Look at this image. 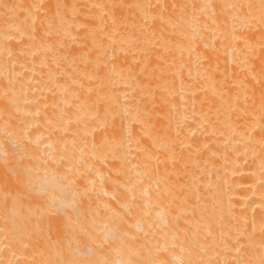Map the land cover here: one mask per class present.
I'll return each mask as SVG.
<instances>
[{"label": "bare ground", "instance_id": "6f19581e", "mask_svg": "<svg viewBox=\"0 0 264 264\" xmlns=\"http://www.w3.org/2000/svg\"><path fill=\"white\" fill-rule=\"evenodd\" d=\"M0 264H264V0H0Z\"/></svg>", "mask_w": 264, "mask_h": 264}, {"label": "rangeland", "instance_id": "374dc122", "mask_svg": "<svg viewBox=\"0 0 264 264\" xmlns=\"http://www.w3.org/2000/svg\"><path fill=\"white\" fill-rule=\"evenodd\" d=\"M35 146H36V145H34V148H37L38 145H37L36 147H35ZM38 148H39V147H38ZM38 148H37V149H38ZM41 149H42V150H41ZM41 149H39V150H40V151H43V148H41ZM35 150H36V149H35ZM39 150H38V151H35V154H36V152H38V153L36 154L37 156H38V154H39V155L42 154L41 156L43 157V159H46L45 156H43L44 154H43L42 152L39 153ZM23 151H24V150H23ZM19 152H20V153H19ZM17 154L21 155V154H24V153H23L22 151L19 150ZM21 156H22V155H21ZM21 156H20V160H22V159H21ZM23 156H25V154H24ZM37 156H35V159H36ZM42 157H41V160H42ZM23 158H25V157H23ZM38 158H40V157H38ZM29 159H30V158H29ZM23 160H24V159H23ZM23 160H22V161H23ZM43 161H44V160H43ZM45 162L47 163L46 160H45L44 162H42V163L45 164ZM35 163H36V162H35ZM33 165H35V164H33ZM43 194H44V193H43ZM43 194H42V196H44ZM35 195H36V194H35ZM37 196H38V194H37ZM43 208H45V207H43ZM43 210H44V209H43ZM44 212H45V211H44ZM44 214H45V213H44ZM44 214H43V216H46V215H44ZM45 218H46V217H45ZM37 219H38V218H37ZM45 220H46V219H45ZM44 223H45V222H44ZM43 225H45V224H42V227L44 228ZM46 227H47V225H46ZM44 229H46V228H44ZM45 232H46V231H45ZM45 232L43 231V234H44ZM44 235H45V234H44ZM45 236H46V235H45Z\"/></svg>", "mask_w": 264, "mask_h": 264}]
</instances>
